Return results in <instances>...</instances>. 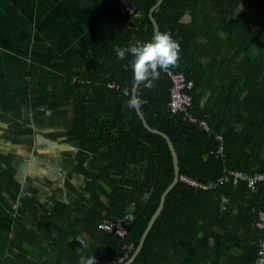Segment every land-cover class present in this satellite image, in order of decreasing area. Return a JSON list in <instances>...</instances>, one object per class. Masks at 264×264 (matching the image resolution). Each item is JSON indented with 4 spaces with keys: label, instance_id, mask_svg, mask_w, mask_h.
Returning <instances> with one entry per match:
<instances>
[{
    "label": "trees",
    "instance_id": "obj_1",
    "mask_svg": "<svg viewBox=\"0 0 264 264\" xmlns=\"http://www.w3.org/2000/svg\"><path fill=\"white\" fill-rule=\"evenodd\" d=\"M130 1L142 13L141 22L128 26L121 13L113 30L91 42L90 53L56 67L63 74L59 97L69 101L72 110L73 129L67 141L98 153L73 207H64L55 224L60 258L50 264H80L92 255L96 264L129 260L175 178L166 138L145 128L136 108L125 106L126 93L133 95L135 84L126 49L151 37L155 29L150 11L158 2ZM186 13L190 22L182 21ZM153 16L159 31H167L180 45L179 60L170 68L193 82L188 112L206 120L209 129L170 110L171 80L165 72L150 88L139 84L137 96L144 101L140 109L150 126L172 140L180 178L131 264H181L190 245L217 231L222 237L216 251L226 261L213 260L210 254L205 260L253 264L262 236L255 223L264 208L263 187L253 192L246 181L232 177L204 190L181 176L207 183L236 170L248 175L264 171V0H164ZM38 66L31 64L32 70ZM74 77L85 82H72ZM110 81H117L120 88H108ZM219 134L224 137L222 152ZM224 201L242 213L232 216ZM129 214L134 218L124 236L101 227ZM36 219L38 225H52L47 214ZM22 236L21 243L0 238L3 264H14L5 254L13 245L22 247L26 239Z\"/></svg>",
    "mask_w": 264,
    "mask_h": 264
},
{
    "label": "crops",
    "instance_id": "obj_2",
    "mask_svg": "<svg viewBox=\"0 0 264 264\" xmlns=\"http://www.w3.org/2000/svg\"><path fill=\"white\" fill-rule=\"evenodd\" d=\"M121 13L119 0H0V238L26 237L22 247L6 251L10 263L60 258L55 224L38 225L36 218L45 204L73 207L98 151L67 141L72 110L59 97L63 74L56 67L90 53L91 42L113 30ZM224 205L232 216L242 213ZM221 237L217 231L190 245L184 264H210L206 248L213 260L226 261L216 251Z\"/></svg>",
    "mask_w": 264,
    "mask_h": 264
},
{
    "label": "built area",
    "instance_id": "obj_3",
    "mask_svg": "<svg viewBox=\"0 0 264 264\" xmlns=\"http://www.w3.org/2000/svg\"><path fill=\"white\" fill-rule=\"evenodd\" d=\"M120 2L122 4V14L124 16L126 25L131 26L132 24L137 23L141 19L142 13L137 9L136 5L130 0H120ZM164 72L171 80L169 103L170 110L175 113H184V118L188 119L192 123L198 124V126L201 128L208 130L209 124L206 120H199L188 112L189 107L192 105V97L188 93V90L193 86V82L188 80L183 72H175L171 68ZM74 80L85 82L83 79ZM86 83L89 84L90 80H87ZM107 87L110 89H118L120 88V85L117 81H110L107 82ZM222 135L223 134L218 135V138L221 140V152L224 150V137ZM232 177L236 180L246 181L249 189L253 192H256L260 185L264 189V171L257 172L253 175H248L242 171L236 170L230 172V174L227 173L223 175L222 177L218 178L217 181L211 180L207 183L199 182L187 176H181V180L197 189L208 190L214 189L215 187L222 185L224 182L230 181ZM133 218V215L129 214L117 223L105 222L101 227L109 232H113L115 229H117L119 235L124 236L126 228L128 227L130 220ZM256 222L257 223H255V227L262 231V236L260 237L257 244L258 252L253 264H264V208L258 211V218ZM130 248H132V246Z\"/></svg>",
    "mask_w": 264,
    "mask_h": 264
},
{
    "label": "clouds",
    "instance_id": "obj_4",
    "mask_svg": "<svg viewBox=\"0 0 264 264\" xmlns=\"http://www.w3.org/2000/svg\"><path fill=\"white\" fill-rule=\"evenodd\" d=\"M126 52L131 57L130 67L134 81L150 88L161 72L177 64L180 45L167 31H154L149 39L130 45ZM126 95L128 99L125 106L129 109H135L144 102L139 96L129 93ZM80 264H96L94 255L82 259Z\"/></svg>",
    "mask_w": 264,
    "mask_h": 264
},
{
    "label": "water",
    "instance_id": "obj_5",
    "mask_svg": "<svg viewBox=\"0 0 264 264\" xmlns=\"http://www.w3.org/2000/svg\"><path fill=\"white\" fill-rule=\"evenodd\" d=\"M163 1L164 0H158V2L155 4V6L150 11V17H151V19L153 21L155 31H159V27H158V23L156 22V20H155V18L153 16V13ZM120 7H121V12H122V4H121V2H120ZM139 84L140 83H137V82H135V84H134V87H133V95L134 96H137V91H138ZM136 109H137V112H138L140 118L142 119V122H143L145 128H147L149 131H151L153 133L160 134V135H162V136H164L166 138V140L168 142V145H169V147L171 149L172 155H173V161H174V167H175V178H174V181L170 184V186L163 193L162 198H161L160 206L158 207L156 212L153 214V216H152V218H151V220L149 222V225L146 228L145 232L143 233L142 238H141V240H140V242H139L134 254L132 255L131 258H129V260H127L126 262H123L121 264H131L136 259V256L139 254V252L141 251V249H142V247H143V245L145 243V240H146V237H147L149 231L153 227L156 219L161 214V212H162V210L164 208L166 197H167L168 193L175 186V184L178 182V180L180 178V166H179L178 154L176 152V149L174 147V144H173L172 140L170 139V137L166 133H164V132H162V131H160V130H158L156 128H153L152 126H150L148 124V122L146 121V119H145V117H144V115H143V113H142V111L140 109V106H138Z\"/></svg>",
    "mask_w": 264,
    "mask_h": 264
},
{
    "label": "rangeland",
    "instance_id": "obj_6",
    "mask_svg": "<svg viewBox=\"0 0 264 264\" xmlns=\"http://www.w3.org/2000/svg\"><path fill=\"white\" fill-rule=\"evenodd\" d=\"M138 22H141V19L138 21ZM120 57H124V54L123 53H120ZM74 79H78L77 77H74L73 78V81L72 82H75L76 80ZM46 206V207H45ZM43 210L42 211V214H47L52 222V226L53 224H56L57 222H59V216L61 214V209L60 208H57V209H53L52 207H47V205L45 204L42 208ZM75 218L76 219H79V215L77 216L75 214ZM257 223V222H256ZM257 226V225H256ZM261 231V230H260ZM53 232L57 233V228L53 226ZM262 232V231H261ZM210 249L206 248V255L209 253L210 254ZM186 258V257H185ZM189 262V261H188ZM254 263V262H253ZM181 264H184V259H183V262ZM188 264H193L191 261L188 263ZM203 264H208L207 262L203 261Z\"/></svg>",
    "mask_w": 264,
    "mask_h": 264
},
{
    "label": "bare ground",
    "instance_id": "obj_7",
    "mask_svg": "<svg viewBox=\"0 0 264 264\" xmlns=\"http://www.w3.org/2000/svg\"><path fill=\"white\" fill-rule=\"evenodd\" d=\"M75 254V253H74Z\"/></svg>",
    "mask_w": 264,
    "mask_h": 264
}]
</instances>
